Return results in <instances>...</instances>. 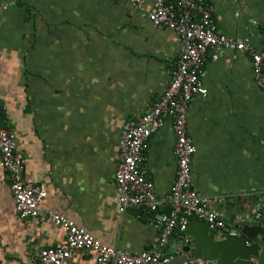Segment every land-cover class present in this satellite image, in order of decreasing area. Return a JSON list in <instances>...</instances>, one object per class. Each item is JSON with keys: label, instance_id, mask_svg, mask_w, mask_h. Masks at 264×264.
<instances>
[{"label": "crops", "instance_id": "1", "mask_svg": "<svg viewBox=\"0 0 264 264\" xmlns=\"http://www.w3.org/2000/svg\"><path fill=\"white\" fill-rule=\"evenodd\" d=\"M206 1L223 34L264 50V0ZM153 6L0 0V128L17 133L25 180L47 192L44 209L134 254L151 249L159 230L147 210L119 212L122 127L165 93L181 47L174 32L150 23ZM204 83L207 98L193 99L187 113L194 187L229 224L258 212L254 224L264 227V91L251 56L209 51ZM174 145L171 123L149 142L145 169L160 199L176 180ZM210 233L229 238L228 231ZM184 235L175 233L166 249L176 254L171 264L193 257ZM65 239L52 223L17 217L0 155V264H40V251ZM94 261L95 254L80 251L64 264Z\"/></svg>", "mask_w": 264, "mask_h": 264}, {"label": "built area", "instance_id": "2", "mask_svg": "<svg viewBox=\"0 0 264 264\" xmlns=\"http://www.w3.org/2000/svg\"><path fill=\"white\" fill-rule=\"evenodd\" d=\"M128 1L136 7L145 4V0ZM148 19L154 28L174 32L180 39L181 47L165 93L136 120H129L122 127L115 187L120 214L129 209L152 213L159 230L156 243L139 254L124 252L103 245L67 217L44 209L42 204L48 194L40 186L25 180L26 165L18 152L17 133L12 129L0 128L2 168L11 189L17 217L22 221L52 223L66 234L62 245L40 251V264H64L80 251L95 254L94 264H171L176 258L175 253L166 251L171 238L177 232L185 234L192 220L205 221L210 228L218 232L228 231L229 237H236L240 228L254 225L262 219L261 213L252 212L250 216L229 224L194 187L192 160L196 146L188 133L187 113L193 99L207 98L209 94L204 83L205 61L209 51L248 53L255 83L264 91V50L223 34L206 0H154ZM167 123L172 124L175 136L177 175L169 195L160 199L154 183L147 177L145 166L152 136ZM184 237L185 244H189L190 239ZM183 264L217 263L190 257Z\"/></svg>", "mask_w": 264, "mask_h": 264}, {"label": "water", "instance_id": "3", "mask_svg": "<svg viewBox=\"0 0 264 264\" xmlns=\"http://www.w3.org/2000/svg\"><path fill=\"white\" fill-rule=\"evenodd\" d=\"M239 231L240 236L218 241L208 223L192 220L185 232L192 246L185 252L217 264H264V227L254 224Z\"/></svg>", "mask_w": 264, "mask_h": 264}]
</instances>
